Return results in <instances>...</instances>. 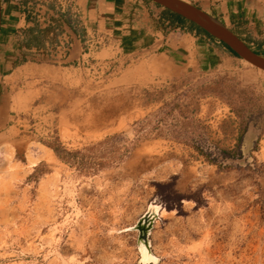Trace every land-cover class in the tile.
<instances>
[{
  "label": "rangeland",
  "instance_id": "obj_1",
  "mask_svg": "<svg viewBox=\"0 0 264 264\" xmlns=\"http://www.w3.org/2000/svg\"><path fill=\"white\" fill-rule=\"evenodd\" d=\"M163 10L140 0V35L171 29ZM202 40L171 63L103 38L8 83L0 264H264V71ZM151 204L143 261L129 227Z\"/></svg>",
  "mask_w": 264,
  "mask_h": 264
},
{
  "label": "crops",
  "instance_id": "obj_2",
  "mask_svg": "<svg viewBox=\"0 0 264 264\" xmlns=\"http://www.w3.org/2000/svg\"><path fill=\"white\" fill-rule=\"evenodd\" d=\"M181 1L200 12L211 14L213 11L218 20L256 54L264 57V2ZM54 7H59V11L54 13ZM139 15L140 0H0V114L8 83L20 80L24 76L22 70L42 56L66 65L79 64L90 54V42H100L104 38L107 42L105 47L112 50L121 46L128 52L136 49L140 52V42H151L148 47L153 54L158 52L171 63H181L192 55L191 42L203 41L204 37H197L199 35L194 32L171 26L168 20L160 18L161 15L158 22L171 28L169 31L156 29L151 35H140ZM37 17L41 22H37ZM53 24L58 28H54ZM34 26L47 28L42 43L39 46L25 45L30 37L27 30ZM255 27L257 29L251 36V29ZM176 29L180 32H175ZM65 42L69 47L62 54L60 48ZM219 52L230 58L238 57L227 52L223 46H220Z\"/></svg>",
  "mask_w": 264,
  "mask_h": 264
},
{
  "label": "water",
  "instance_id": "obj_3",
  "mask_svg": "<svg viewBox=\"0 0 264 264\" xmlns=\"http://www.w3.org/2000/svg\"><path fill=\"white\" fill-rule=\"evenodd\" d=\"M156 4H159L165 9L170 10L171 12L180 15L189 22L194 23L199 26L201 29L209 33L214 38L224 42L230 48H232L238 55L245 58L247 61L252 63L254 66L264 70V57L256 54L240 37H238L229 27H227L220 20L211 17L205 13L200 12L199 10L191 7L187 3L181 0H151ZM147 211H145L140 217H138L135 225L130 226V230H138L137 234V247L140 252V255L143 261H154L155 256L151 251V240L150 233L154 225V221L158 216L157 213L154 214L148 229L142 230V219L147 218ZM141 240L145 241L146 244L145 251L141 246Z\"/></svg>",
  "mask_w": 264,
  "mask_h": 264
},
{
  "label": "trees",
  "instance_id": "obj_4",
  "mask_svg": "<svg viewBox=\"0 0 264 264\" xmlns=\"http://www.w3.org/2000/svg\"><path fill=\"white\" fill-rule=\"evenodd\" d=\"M147 1V0H146ZM162 20H168L169 24L171 26H175V27H180L182 29H186L190 32H194L196 35L202 36L210 41H214L216 40L213 36H211L209 33H207L206 31H204L203 29H201L199 26L195 25L192 22H189L188 20H186L185 18L181 17L178 14H175L173 12H171L168 9H164L161 13V17ZM47 28L46 29H42L39 28L37 26L31 27L27 30V32L30 33V37H29V41L28 42H24L25 45H35V46H39L42 42V38L44 37V34L46 33ZM219 43H221L220 46L225 47L227 52H230L231 54L235 55V56H239L237 54V52H235L232 48H230L227 44H225L222 41H219Z\"/></svg>",
  "mask_w": 264,
  "mask_h": 264
},
{
  "label": "bare ground",
  "instance_id": "obj_5",
  "mask_svg": "<svg viewBox=\"0 0 264 264\" xmlns=\"http://www.w3.org/2000/svg\"><path fill=\"white\" fill-rule=\"evenodd\" d=\"M146 211L148 212L147 213V218L146 219H142V225H141V228H142V230H144V229H148V227H149V225H150V222H151V220H152V218H153V216H154V214L155 213H157V211H158V206L157 205H155V204H151V205H149L148 206V208L146 209ZM137 222V221H136ZM136 224V223H135ZM134 224V225H135ZM138 231V230H137ZM145 241H143V240H141V246H142V248H143V250L145 251V249H146V247H145V243H144Z\"/></svg>",
  "mask_w": 264,
  "mask_h": 264
},
{
  "label": "built area",
  "instance_id": "obj_6",
  "mask_svg": "<svg viewBox=\"0 0 264 264\" xmlns=\"http://www.w3.org/2000/svg\"><path fill=\"white\" fill-rule=\"evenodd\" d=\"M37 19H39V18L37 17ZM43 21H45V20L43 19ZM98 43H99V41L90 42V46H89V47H96V45H97ZM68 47H69L68 42H65V43L61 46V48H60L61 53L64 54L65 52H67Z\"/></svg>",
  "mask_w": 264,
  "mask_h": 264
}]
</instances>
